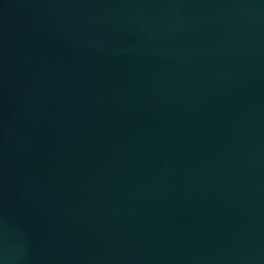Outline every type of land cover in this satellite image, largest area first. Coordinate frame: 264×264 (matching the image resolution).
Segmentation results:
<instances>
[{"label":"water","instance_id":"95a60500","mask_svg":"<svg viewBox=\"0 0 264 264\" xmlns=\"http://www.w3.org/2000/svg\"><path fill=\"white\" fill-rule=\"evenodd\" d=\"M0 264H264V0H0Z\"/></svg>","mask_w":264,"mask_h":264}]
</instances>
